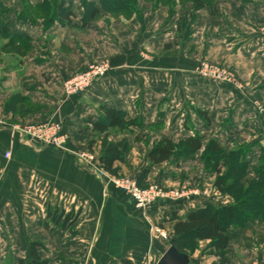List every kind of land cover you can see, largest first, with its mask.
<instances>
[{
  "label": "crops",
  "instance_id": "crops-1",
  "mask_svg": "<svg viewBox=\"0 0 264 264\" xmlns=\"http://www.w3.org/2000/svg\"><path fill=\"white\" fill-rule=\"evenodd\" d=\"M60 1L71 7L77 25L83 1L100 16L83 30L54 23L43 31L41 19L19 18L25 4L36 7L43 0H0L11 34L30 43L24 56L0 52V264L27 262L32 242L43 245L38 254L48 264H157L169 247L151 240L149 225L162 226L171 239L173 223L163 222L165 214L183 218L207 205H229L231 199L219 195L208 179L197 196L161 202L141 213L127 197L102 190L94 172L76 158L87 139L77 142L73 136L97 139L85 121L105 106L141 122L131 134L108 136L114 142L124 138L131 147L125 163L116 164L120 175L136 180L148 169V183L191 186L192 179L180 175L200 166V153L157 166L149 165L147 154L161 139L178 143L192 133L204 142L215 140L225 152L248 147L246 159L254 169L264 152V0H215L200 10L175 0L172 13L170 3L139 0V16L117 19L102 10L99 0ZM99 59L108 62L109 74L85 92L65 97L68 75ZM202 61L232 72L239 87L201 77L194 68ZM14 95L27 97L40 111L5 113ZM193 109L205 113L210 125ZM45 117L61 123L67 149L39 146L14 130L19 122ZM94 147L99 157L100 144ZM47 206L75 211L77 236L54 227ZM228 236L229 264H264V222L231 228ZM200 255L190 256V264H217L215 257Z\"/></svg>",
  "mask_w": 264,
  "mask_h": 264
},
{
  "label": "trees",
  "instance_id": "trees-1",
  "mask_svg": "<svg viewBox=\"0 0 264 264\" xmlns=\"http://www.w3.org/2000/svg\"><path fill=\"white\" fill-rule=\"evenodd\" d=\"M101 8L106 12H114L116 5L122 8L117 11L130 9V4L124 0H99ZM159 2L158 0H156ZM171 13L173 12L174 0H169ZM191 2L194 10L210 7L215 0H180ZM161 2V1H160ZM84 5V15L79 25L73 23L75 15L70 6H65L63 1L52 2L43 0L36 7L25 4L19 14L22 21L35 23V12L46 13L49 11L47 21L43 22L44 28H49L54 23L62 27H71L79 30L85 29L88 22L95 20L100 11L90 4ZM5 13L0 6V40L6 43L0 48V52L24 56L30 49L29 40L13 36L9 24L2 21ZM33 104L27 97L20 95L12 96L4 105V112L12 115H27L34 113ZM197 117L206 125H210L207 115L193 109ZM90 126L91 133L99 138L100 154L98 157L99 167L110 176H117L119 168L116 164H124L130 151V145L126 139L119 142L109 140L108 136L114 134H131L134 128H140L141 122L137 119L127 120L126 113L122 110L101 106L96 117L85 121ZM81 134V132H80ZM73 139L84 142L86 138L75 134ZM204 137L199 133H192L186 140L174 143L170 139H161L153 144L147 154L150 166H157L167 162H177L200 153V159L206 168V172L214 175L213 189L221 196L231 199V204L226 206L207 205L179 217L176 212L164 215L163 222L173 223V236L169 246L174 247L179 253L189 257L200 246L206 245L205 252L217 260V264H229L227 248L229 245L228 231L231 228H243L250 221L264 222V152L259 156L257 165L251 170L246 159L248 147H238L225 152L215 140L204 142ZM94 141L87 142V148L91 149ZM149 170L144 169L136 179L137 187L146 189ZM248 180L245 183V180ZM47 220L56 228L67 232L71 236H77V216L74 211L66 213L59 208L47 206ZM43 248L39 243H29V259L27 262L18 260L16 264H48L42 259L38 250ZM122 264H132L128 260Z\"/></svg>",
  "mask_w": 264,
  "mask_h": 264
},
{
  "label": "rangeland",
  "instance_id": "rangeland-1",
  "mask_svg": "<svg viewBox=\"0 0 264 264\" xmlns=\"http://www.w3.org/2000/svg\"><path fill=\"white\" fill-rule=\"evenodd\" d=\"M125 1H126V4L129 3L131 5L130 9H126L124 11L123 10L122 11H117L118 8H122V6L120 4H117L114 12H107L109 14V16H111L112 18L117 19V18H120V17H122V18H131L133 16H139L140 15V8L138 6L139 0H125ZM143 1L151 2L153 5L158 3L156 0H143ZM158 1L159 2L161 1L160 3H163V4L170 3L169 0H158ZM177 2L180 5H182V6H185L186 3H188V2H182L180 0H177ZM48 13H49V11H46V13L35 12V14L33 16L35 17V19H41L43 22H45L48 19V15H50ZM42 27H43V31L44 30L46 31L49 28H51V26H50L49 28L45 29L44 25ZM1 41H0V43H1ZM103 65L104 66L106 65V66L109 67L108 62L106 60L99 59L96 63L88 65V67L85 70H83L81 72H76V73H74L72 75L69 74L68 75L69 78L66 79V81H68V80H70L72 78L78 77L80 75L87 74V72H89V68L90 67H93V69L95 71L96 70L95 67L96 68H99V67L101 68ZM204 66L205 67H210L212 69L214 68V69H217L219 71H222V73L224 72L225 75H229L230 78L233 77L234 82H230V81H223V82L232 84V85H234L236 87H239L238 81H237L235 75L232 72L224 69L221 66L212 64L210 62L202 61L200 64L195 66L194 71L199 74L201 70L205 69ZM109 71L110 70H107V72L102 77H99L98 79L94 80L93 82H96V81L104 78L105 76H107V74H109ZM200 76L202 77V75H200ZM229 76H227V77H229ZM211 80L214 81V79H211ZM66 81H64V83ZM93 82L91 83V85L93 84ZM217 82H219V81H217ZM64 83H63V85H64ZM63 85H62V88L64 87ZM88 88L86 90H88ZM63 93H64L65 97H70L71 96L70 94L65 93L64 90H63ZM33 108H34L33 109L34 112L40 111L39 108H37V107H33ZM54 123H58V124L61 125V123H59L57 121H54L53 119H49V118L45 117V118L33 119V120L28 121V122H19V123H17V126H15V128L16 127H19V128H24V127L37 128V127H41V126H50V125H52ZM62 128H63V126H62ZM111 134H114V133H111ZM63 135L66 136V144L64 146V149H67V146H68L67 143L69 144V142H68V134L63 131ZM117 135H123V134H116L115 136H117ZM82 137L86 138L87 142L90 141V140H88L87 137H85V136H82ZM147 137L150 138L149 135H147ZM122 139H124V138H122ZM109 140H110V138H109ZM91 141H94V144H97V143L100 144L99 138H97L95 140L92 139ZM87 142H86V144H87ZM86 144L82 145L81 149H79L78 152L76 153L77 161L79 163L85 165L86 167H88L90 170H92L94 172L95 180L97 181L98 184H101L102 190L104 189V191L113 192L116 195H119L120 197L123 196V197H127L128 198L127 194L129 193V189H128V186L126 185V183L128 182V180H134V181H136V180L131 178V177H129V176L120 175V174H118L117 176H110V175L106 174L99 167L97 148H95V147L93 149L85 148ZM37 145H39V144H37ZM39 146H41V145H39ZM241 147H244V145L241 146ZM49 148H53V147H49ZM53 149H56V148H53ZM64 149H57V150H64ZM81 154H85L86 156H88V158H86L87 159L86 160L87 164H86L85 161L83 162L78 157ZM141 155H142V153H139V156H141ZM4 158H5V156H4ZM249 171H250V174H251V169ZM250 174L248 176V179H251L252 176H253V174H251V175ZM187 176L192 179V182L190 183L191 186H188V185L186 186V185L181 184L178 187H167V186H164V185L160 184L159 182L151 181V182H149V186H148V188H146V191L154 193V194L157 193V191H160V193L162 192L164 194H171V193H174V192H177L179 194H188V196H189L188 199H189L191 197L197 196L198 193H201V190H203V189L206 190V184H208V182H207L208 179H210L212 182H214V175L209 174V173L206 172V168L203 165V163L201 162V159H200V166H197V167L193 168L192 171L188 170L183 175H180V179H185V177H187ZM200 179L202 180V182L199 181ZM245 181H246L245 183H247L248 180L246 179ZM188 199H186V200H188ZM186 200L184 199L183 201H186ZM172 202H178V201H169L167 203H172ZM157 204H160V202H154L151 205L147 206L145 209H137L136 207H134V209L137 210V211H140L141 213H143V212H146L150 207H152L154 205H157ZM74 215L77 216V220H78L79 215L76 214L75 211H74ZM149 227H150L149 235H150L151 240L160 241V242H162L164 244H168L169 243V241H170L169 234L166 232V230L162 226H155V225L150 226L149 225ZM167 246L170 247L169 244H168V245H164L163 248L164 247L166 248ZM201 248H202V246H200V248H198L195 252H193L191 254V256L192 255L196 256V255L201 254L200 256L203 257L204 255H207L206 252H205V248H203L202 250H201ZM6 263L7 264H11V263H8V262H6ZM249 264H259V263H257V261L254 260V261H251Z\"/></svg>",
  "mask_w": 264,
  "mask_h": 264
},
{
  "label": "built area",
  "instance_id": "built-area-1",
  "mask_svg": "<svg viewBox=\"0 0 264 264\" xmlns=\"http://www.w3.org/2000/svg\"><path fill=\"white\" fill-rule=\"evenodd\" d=\"M95 69L96 70L94 71L93 67H90L89 72H87V74H83L66 81L63 85L64 92L70 95H77L81 94L82 92H85L94 80L98 79L99 77H102L107 72V70H109V67L103 65L101 68L95 67ZM201 71L199 74L202 75V77L204 78L214 79L215 81L219 82H234L233 77L230 78L229 75H225L224 72L222 73V71H219L217 69L205 67V69ZM14 130L19 134L21 139H28V141L39 144L42 147L64 149V146L66 144V136L63 135V128L58 123H54L50 126H41L37 128L16 127ZM4 156L6 159H9L11 157V153L6 152ZM78 157L83 162L85 161L87 164L86 158H88V156H86L85 154H81ZM126 185L129 189V193L127 194L128 199H130L133 206L137 209H145L147 206L151 205L154 202L161 203L169 201H181L184 199L186 200L189 197L188 194H179L177 192L171 194H164L162 192L160 193V191H157V193L154 194L146 191V189L138 188L136 181L134 180H128Z\"/></svg>",
  "mask_w": 264,
  "mask_h": 264
},
{
  "label": "water",
  "instance_id": "water-1",
  "mask_svg": "<svg viewBox=\"0 0 264 264\" xmlns=\"http://www.w3.org/2000/svg\"><path fill=\"white\" fill-rule=\"evenodd\" d=\"M157 264H190V257L179 253L174 247L170 246Z\"/></svg>",
  "mask_w": 264,
  "mask_h": 264
}]
</instances>
